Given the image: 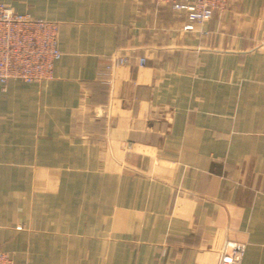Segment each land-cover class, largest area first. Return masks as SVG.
Instances as JSON below:
<instances>
[{
  "label": "crops",
  "instance_id": "obj_1",
  "mask_svg": "<svg viewBox=\"0 0 264 264\" xmlns=\"http://www.w3.org/2000/svg\"><path fill=\"white\" fill-rule=\"evenodd\" d=\"M0 1L58 22L63 53L0 85L13 264H218L228 241L264 264V0L194 30L156 0Z\"/></svg>",
  "mask_w": 264,
  "mask_h": 264
},
{
  "label": "built area",
  "instance_id": "obj_2",
  "mask_svg": "<svg viewBox=\"0 0 264 264\" xmlns=\"http://www.w3.org/2000/svg\"><path fill=\"white\" fill-rule=\"evenodd\" d=\"M171 4L185 12L184 30H194L197 24L210 20L216 11L225 10L233 0H156ZM59 24L56 21L16 11L0 1V85L5 88L10 79L40 82L54 76L55 63L62 56L58 46ZM129 60L128 55L115 52L110 63L100 70L101 76L112 75L118 65ZM146 57L139 63L145 64ZM21 227V226H19ZM245 242H227L218 264H242ZM0 264H13L12 256L0 249Z\"/></svg>",
  "mask_w": 264,
  "mask_h": 264
}]
</instances>
